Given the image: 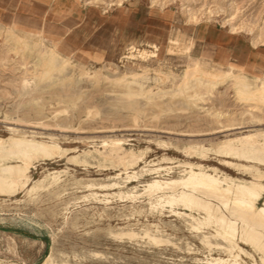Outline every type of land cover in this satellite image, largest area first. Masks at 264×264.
Listing matches in <instances>:
<instances>
[{
  "label": "rangeland",
  "instance_id": "obj_1",
  "mask_svg": "<svg viewBox=\"0 0 264 264\" xmlns=\"http://www.w3.org/2000/svg\"><path fill=\"white\" fill-rule=\"evenodd\" d=\"M73 1L101 11V25L89 27L87 35L54 37L44 31L54 38L47 49L37 36L27 46L31 35L25 30L5 34L14 21L20 28L42 29L36 19L0 17V138L7 139L11 127L71 149L34 160L26 187L0 193V264H218L212 258L227 259L220 247L227 246L225 239L210 238L209 248L199 239L213 227L192 230V220L169 207L152 210L146 196L132 199L142 190L125 181L131 169L97 153L86 165L68 157L103 150V141L121 138L126 150L141 152L134 168L140 181L153 179L157 173L150 170L156 167L161 177H178L186 162L250 178L226 167L222 159L229 157L214 150L227 134L264 130V103L236 97L233 80L212 88L206 75L185 79L184 70L193 57L208 70L221 64L226 72L232 63L234 70L241 66L264 78V56L251 63L241 56V50L264 49V0ZM107 3L112 6L104 11ZM210 32L217 40L211 45L204 38ZM52 53L54 69L47 65ZM202 146L209 148L204 157ZM53 178L58 183L49 186ZM113 182L118 187L100 188ZM126 187L130 197H120L118 191ZM263 202L264 196L258 206ZM176 210L188 212L182 206ZM146 232L164 241L156 245ZM238 244L245 250L238 256L242 264H262L260 251Z\"/></svg>",
  "mask_w": 264,
  "mask_h": 264
},
{
  "label": "bare ground",
  "instance_id": "obj_2",
  "mask_svg": "<svg viewBox=\"0 0 264 264\" xmlns=\"http://www.w3.org/2000/svg\"><path fill=\"white\" fill-rule=\"evenodd\" d=\"M98 1L100 0H89L87 2L93 3ZM116 3L120 5L121 0H118ZM109 5L112 6L111 3H107L104 7V11ZM193 16L194 15H191L190 19L196 21ZM15 29L19 28L17 22L14 21L6 25L5 34L13 35ZM29 34L31 36L25 40L27 41V46L33 36H37L41 41V46L45 48L47 41L54 43V39L49 38L44 32L36 33L31 31ZM256 43L255 40L252 41L253 45ZM53 53L51 54L52 59H50L49 62L47 61V65L52 68L56 66V63L53 61ZM191 59L192 62L190 63L193 64L189 66V69L186 71L184 70L185 74L183 73L185 79L188 78V76H190L191 79V75L196 76V74L200 75V77L202 75L205 77L206 75L207 78L209 77V79H211L210 86H212V88L220 83L218 81H222L223 83L227 80H233L236 97L239 99L244 98L245 101L249 99L247 101L253 100L255 102L264 103V78L259 77L258 74L249 73L241 66H238L234 70V65H232V63H229V70L226 72L217 65H214L211 70H208L204 68V66H201L203 63L196 58L191 57ZM250 74L253 76L254 80L249 79L250 76L248 77V75ZM132 77H130L134 79L132 82L136 83V79L134 78L135 75ZM196 77L195 79H199ZM192 79H194V77ZM201 79H199V82L203 85L206 81H204L205 78H203L202 81ZM249 112H251V110ZM251 117L255 118L257 116L251 113ZM10 131H12V134H10L7 139L0 138V193H10L19 187H26L30 179L31 167L34 164V160H38L39 158L52 159L56 155H65L67 151L71 150L62 148L53 140L45 141L44 139H36L35 136H27L24 132L22 133L15 128L10 127ZM225 136L223 137L224 139L220 140V144L218 146L216 145L217 148L214 152L224 155L226 158L245 160L246 163H240L228 158L222 159V163L226 167L248 175L250 178H237L231 176L222 172V170L220 171L216 166L209 167L201 163L186 162L184 166L185 169H183L184 167L182 168L183 170L178 177H161L159 174L161 167H156L150 170L151 172L157 173L153 179L140 181L139 177L142 174L135 171L134 168L138 166V162L142 158L141 152L139 151V153L136 151L137 154L130 148L126 150L122 147L121 138L109 139V143L103 141V150L99 151L94 147L82 151V157H80V155H73L68 157V159L74 162V164L86 165L88 163L87 157H92L93 159L94 154L97 153L102 160H108L116 166H122L125 170L131 169L130 172H126L125 181L128 183L136 182V185L132 186L130 189L142 190V192L140 191L139 193H132V199L138 198L139 195L146 196L148 203L151 208H153L152 210L155 208L157 209V207H169L170 211L174 212L175 215L191 219L192 224L190 228L192 230L198 231L204 227H213V233L207 234V230L202 231L199 237L207 248L212 244L210 238H222L227 241V246L220 247L227 253L228 258H212L216 263L242 264L238 260V256L239 253H245V250L238 244V240H240L252 246L257 251H260L262 253L260 260L261 263L264 264V202L261 206H258V201L264 196V130L263 128L258 130L251 129L244 133H239L238 135L229 136L227 134V136ZM201 148L200 155L204 157L209 148L203 146ZM81 153L79 152V154ZM143 166L139 167L142 168ZM126 182H124V184ZM57 183L58 179L53 178L49 186H54ZM33 187L34 186H31L30 189H33ZM91 187H93V185ZM115 187H118L116 182L100 185V188ZM128 189L129 188L119 190L118 195L120 197L123 195L128 197ZM213 200L217 201L219 205L214 204ZM177 206H182L188 212L176 210ZM193 212H198L199 215L202 213L203 215L196 217ZM146 235L148 239L156 245L164 241L162 238L151 235L148 232H146ZM50 259L51 255L48 256L44 262Z\"/></svg>",
  "mask_w": 264,
  "mask_h": 264
},
{
  "label": "crops",
  "instance_id": "obj_3",
  "mask_svg": "<svg viewBox=\"0 0 264 264\" xmlns=\"http://www.w3.org/2000/svg\"><path fill=\"white\" fill-rule=\"evenodd\" d=\"M101 14H103L101 11L93 8H82L73 0H0V17L6 15V18H13V16L20 15L28 19H36L42 29L28 30L18 26L19 30H25L28 33L31 31L36 33L46 31L54 37H66L72 33L87 35L89 27H97L101 23ZM118 20L120 22L121 18ZM219 37L221 38V35ZM204 38L209 41L210 45L211 41H217L211 40V32L209 35H205ZM241 53L242 59L247 58L251 63L252 60L256 61L264 56V49L260 48L246 52L241 50ZM219 56L224 58L225 53L221 50ZM237 58L241 57L237 56ZM217 66L221 67V64H217ZM249 73L257 74L255 72Z\"/></svg>",
  "mask_w": 264,
  "mask_h": 264
}]
</instances>
